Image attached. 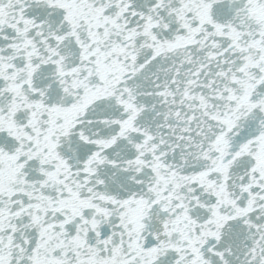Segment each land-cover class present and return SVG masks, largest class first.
Wrapping results in <instances>:
<instances>
[{"label": "snow or ice", "instance_id": "obj_1", "mask_svg": "<svg viewBox=\"0 0 264 264\" xmlns=\"http://www.w3.org/2000/svg\"><path fill=\"white\" fill-rule=\"evenodd\" d=\"M0 264H264V0H0Z\"/></svg>", "mask_w": 264, "mask_h": 264}]
</instances>
